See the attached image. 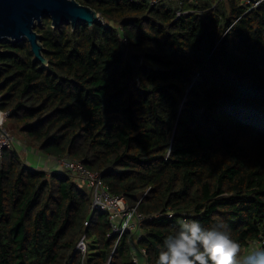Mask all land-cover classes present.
<instances>
[{
    "label": "trees",
    "instance_id": "obj_1",
    "mask_svg": "<svg viewBox=\"0 0 264 264\" xmlns=\"http://www.w3.org/2000/svg\"><path fill=\"white\" fill-rule=\"evenodd\" d=\"M77 1L101 18H44L48 66L28 42H0L4 129L136 207L148 264L177 216L222 220L242 249H264V0ZM110 232L74 174L2 151L0 264H133L137 237L114 249Z\"/></svg>",
    "mask_w": 264,
    "mask_h": 264
},
{
    "label": "clouds",
    "instance_id": "obj_2",
    "mask_svg": "<svg viewBox=\"0 0 264 264\" xmlns=\"http://www.w3.org/2000/svg\"><path fill=\"white\" fill-rule=\"evenodd\" d=\"M154 264H264V249H242L222 220L205 225L177 216Z\"/></svg>",
    "mask_w": 264,
    "mask_h": 264
},
{
    "label": "built area",
    "instance_id": "obj_3",
    "mask_svg": "<svg viewBox=\"0 0 264 264\" xmlns=\"http://www.w3.org/2000/svg\"><path fill=\"white\" fill-rule=\"evenodd\" d=\"M135 1V0H131ZM151 4H156L159 0H149ZM171 1V0H170ZM250 6V9L255 8L260 0H245ZM180 13H178L179 15ZM120 41L127 44L125 37L120 36ZM10 112H1V123L5 117L9 116ZM0 123V156L2 151L8 147L22 146L20 142H16L9 133L1 128ZM53 165L56 170L67 171L74 174L80 180L81 184L87 189L91 196V211L100 210L107 214L111 232L109 237H117L114 249L119 240L126 233H131L134 238L137 237V244L132 255L133 264H148L146 259V250L138 246L140 239L141 225L146 219L144 215L137 211V208L129 206L127 199L123 195H114L110 193L103 183L101 175L98 172L88 170L82 161L71 159L68 157L54 158ZM50 171V169H48ZM172 217V213L163 214ZM162 216L155 214L150 219ZM85 225H89L86 221ZM89 241L84 234L76 244V250L82 255L83 259L88 253Z\"/></svg>",
    "mask_w": 264,
    "mask_h": 264
},
{
    "label": "water",
    "instance_id": "obj_4",
    "mask_svg": "<svg viewBox=\"0 0 264 264\" xmlns=\"http://www.w3.org/2000/svg\"><path fill=\"white\" fill-rule=\"evenodd\" d=\"M46 17L53 27L68 24L73 29L79 23L93 26L101 18L96 10L77 0H0V42H28L35 60L48 66L42 36L36 31ZM1 112L0 103V117Z\"/></svg>",
    "mask_w": 264,
    "mask_h": 264
},
{
    "label": "rangeland",
    "instance_id": "obj_5",
    "mask_svg": "<svg viewBox=\"0 0 264 264\" xmlns=\"http://www.w3.org/2000/svg\"><path fill=\"white\" fill-rule=\"evenodd\" d=\"M38 26H40V25H38ZM8 118V116L7 117H5V119L2 121V123H1V128L3 129V130H5L4 129V124H5V121H6V119ZM6 131V130H5ZM9 135H11L13 138H14V140L16 141V142H20V143H22L23 145L22 146H17L16 148L20 151V154H21V156H22V158L31 166V167H35L37 164L33 161V159H34V157L33 156H31L30 154H29V150L27 149V144L24 142V140L23 139H21L19 136H17V134H15V133H11L10 131H9ZM24 146V147H23ZM36 150V149H35ZM39 152V151H38ZM29 155H30V157H29ZM40 155H42V153L41 154H39V156ZM43 155H47V154H43ZM51 160L50 161H52V163H53V157H51V156H49V155H47ZM27 158H29V160H31V162H28V160H27ZM44 170H47V171H49L48 170V168L47 169H44ZM251 248H260L259 247V245L258 244H253L252 246H251Z\"/></svg>",
    "mask_w": 264,
    "mask_h": 264
},
{
    "label": "crops",
    "instance_id": "obj_6",
    "mask_svg": "<svg viewBox=\"0 0 264 264\" xmlns=\"http://www.w3.org/2000/svg\"><path fill=\"white\" fill-rule=\"evenodd\" d=\"M27 149L29 150V154L34 157L33 161L37 164L35 166V168H39V169H47L48 168L50 170H56L54 168L52 161H50L51 159L47 155L42 154L39 156V154H41V152H38L37 150H35L33 148L27 147ZM30 155H29V157H30ZM27 160H28V162H31V160H29V158H27ZM76 179L80 182L78 177H76Z\"/></svg>",
    "mask_w": 264,
    "mask_h": 264
},
{
    "label": "bare ground",
    "instance_id": "obj_7",
    "mask_svg": "<svg viewBox=\"0 0 264 264\" xmlns=\"http://www.w3.org/2000/svg\"><path fill=\"white\" fill-rule=\"evenodd\" d=\"M1 120H2V118L0 119V123H1Z\"/></svg>",
    "mask_w": 264,
    "mask_h": 264
}]
</instances>
